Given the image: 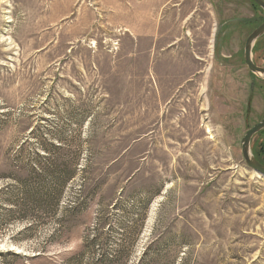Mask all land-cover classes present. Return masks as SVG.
Instances as JSON below:
<instances>
[{"label":"rangeland","instance_id":"obj_1","mask_svg":"<svg viewBox=\"0 0 264 264\" xmlns=\"http://www.w3.org/2000/svg\"><path fill=\"white\" fill-rule=\"evenodd\" d=\"M200 1L190 24L158 3L169 21L145 27L153 57L176 43L198 58L197 79L177 81L148 74L145 40L128 57L137 36L107 0H0V264H264V179L241 146L264 119V81L244 62L264 12Z\"/></svg>","mask_w":264,"mask_h":264},{"label":"crops","instance_id":"obj_2","mask_svg":"<svg viewBox=\"0 0 264 264\" xmlns=\"http://www.w3.org/2000/svg\"><path fill=\"white\" fill-rule=\"evenodd\" d=\"M199 1L200 0H107L106 7L108 10L112 11L111 13L117 14L118 19L122 21L119 25L125 27V31H129L128 29L133 28L132 31L137 36L138 40L136 41L134 39L131 43L129 38L131 36L126 37L125 43L128 45L129 49L127 52L129 55L128 57H131L132 54L136 57V52L138 49L142 48L146 41V43L149 44L148 51L150 54L146 62V70L149 75H161V78L165 80L192 81L197 79L201 74L196 61L198 58H196V56L194 57V54L189 51L188 47L181 48L176 43L168 46L172 51L170 54H160L159 57L154 55L153 57L151 55V49H158L159 42H150L152 36H154V32L150 30L147 31L146 28H156V30H158L169 21L164 16L157 22V17L156 15L154 16L153 13L156 11V8H158V3H162V6H165V8L168 7L170 3H173V9L179 14L181 12L184 14L187 12L185 21L190 24L192 20L198 16ZM142 29L145 31L142 32ZM145 37L146 39H144ZM134 62H136V60H134ZM157 78L160 77L157 76Z\"/></svg>","mask_w":264,"mask_h":264},{"label":"water","instance_id":"obj_3","mask_svg":"<svg viewBox=\"0 0 264 264\" xmlns=\"http://www.w3.org/2000/svg\"><path fill=\"white\" fill-rule=\"evenodd\" d=\"M257 7L264 12V0H251ZM264 37V21L247 37L244 46V62L252 75L259 76L264 81V67L256 65L253 58L254 48L258 41ZM253 89V84L251 85ZM250 110V106L248 107ZM264 132V119L254 124L247 130L241 140L242 156L246 166L258 176L264 179V164H262L254 155L252 150V141L254 137Z\"/></svg>","mask_w":264,"mask_h":264},{"label":"trees","instance_id":"obj_4","mask_svg":"<svg viewBox=\"0 0 264 264\" xmlns=\"http://www.w3.org/2000/svg\"><path fill=\"white\" fill-rule=\"evenodd\" d=\"M256 6V5H254ZM256 8L258 10H261L259 7L256 6ZM262 39L260 41L257 42L255 48H254V54L256 53V51L258 50V48H260L262 46ZM259 136L262 137V139H264V132H261L259 134ZM260 150H259V155L257 153H255V157L263 164V161H264V141L261 142L260 144ZM57 150H61L62 149V146H57L56 147ZM56 173V171H52L50 175H56L54 174ZM63 172L60 171L58 174H62ZM75 174H76V171H73L71 172L68 176L65 175L64 178H53L54 180V187L51 188V189H48L46 187L43 188L44 192H43V197H44V200H43V203L44 205H47L48 203L50 202H55V206H59L60 203H61V195L67 185V182L70 181L73 177H75ZM32 177L29 176L27 180H23L21 183L24 187V190L26 191V195H27V199L30 203H33L36 204L35 202L39 201L40 203V200H37L36 201V197L37 195L39 194L36 189H33L32 187ZM33 189V190H32ZM55 192V193H54ZM52 195H54L52 198ZM72 210V209H70ZM28 220L31 219V217H27ZM33 221V219H31ZM102 263V262H101Z\"/></svg>","mask_w":264,"mask_h":264},{"label":"bare ground","instance_id":"obj_5","mask_svg":"<svg viewBox=\"0 0 264 264\" xmlns=\"http://www.w3.org/2000/svg\"><path fill=\"white\" fill-rule=\"evenodd\" d=\"M208 134H209V136L211 137V139H213V134H212V132H211V129H209V128H208Z\"/></svg>","mask_w":264,"mask_h":264}]
</instances>
